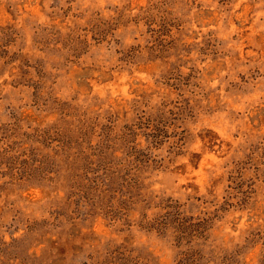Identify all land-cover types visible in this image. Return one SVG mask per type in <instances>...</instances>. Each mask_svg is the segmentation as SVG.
Segmentation results:
<instances>
[{
	"label": "rangeland",
	"instance_id": "rangeland-1",
	"mask_svg": "<svg viewBox=\"0 0 264 264\" xmlns=\"http://www.w3.org/2000/svg\"><path fill=\"white\" fill-rule=\"evenodd\" d=\"M0 264H264V0H0Z\"/></svg>",
	"mask_w": 264,
	"mask_h": 264
}]
</instances>
